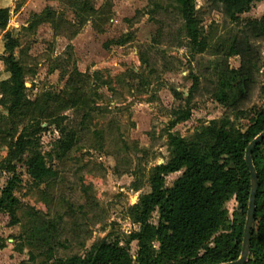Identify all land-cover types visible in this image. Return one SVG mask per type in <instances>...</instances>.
Returning a JSON list of instances; mask_svg holds the SVG:
<instances>
[{
    "label": "rangeland",
    "instance_id": "obj_1",
    "mask_svg": "<svg viewBox=\"0 0 264 264\" xmlns=\"http://www.w3.org/2000/svg\"><path fill=\"white\" fill-rule=\"evenodd\" d=\"M84 3L100 12V20H89L68 41L65 38L80 24L78 14ZM0 8L8 10L7 30L30 61L33 75L28 74L25 82L28 100L42 92H65L74 71L91 77L97 93L90 113L62 114L61 128L78 139L64 160L54 155L59 139L54 124L43 123L44 130L35 137V151L55 178L32 181L27 173L30 153L8 162L9 146L23 123L5 145L0 142V191L8 180L20 181L13 191L17 206L0 214V264H57L82 257L102 242L127 247L134 260L137 243L128 240L139 226L132 222L129 210L150 193L153 169L170 160L169 133L192 140L226 114L213 97L217 76L226 65L238 69V57L225 59L227 48L234 39L250 37L249 24L264 17V0L233 17L214 0H194V17L207 44L201 54L188 48L180 18L165 0H0ZM45 9L69 25L60 30L61 37L54 36L48 24L34 33L27 31ZM2 45L0 32V75L8 77L1 61ZM250 45L258 55V70L241 108L243 116L230 115L236 133H245L264 109V38L251 40ZM176 110H189L190 119L170 128ZM0 113L6 115L1 108ZM11 167L14 170L7 169ZM181 173L167 175L164 188H171ZM224 210L225 227L213 239L229 233L234 221L242 223L244 230L246 217H239L234 198ZM157 219L155 211L149 224L155 226ZM40 223L50 236H31ZM152 246L157 251L158 244ZM49 248L53 249L50 255Z\"/></svg>",
    "mask_w": 264,
    "mask_h": 264
},
{
    "label": "trees",
    "instance_id": "obj_2",
    "mask_svg": "<svg viewBox=\"0 0 264 264\" xmlns=\"http://www.w3.org/2000/svg\"><path fill=\"white\" fill-rule=\"evenodd\" d=\"M177 13L181 22L184 39L188 48L201 54L207 48L206 39L194 17V0H165ZM261 0H214L224 6L228 17L249 11ZM80 24L70 32L71 41L89 20H100V12L84 3L78 14ZM9 13L0 8V32L3 33L4 64L7 78L0 76V142L5 145L15 135L17 126L24 124L16 140L10 144L9 163L12 159L31 154L27 161V173L34 182H43L56 177V173L46 166L44 157L35 151L36 135L42 132L43 123L54 124L59 139L54 146L55 158L64 160L77 145V137L61 128L64 112L90 113L96 96V88L91 77L74 71L67 82V90L60 94L42 92L34 100H28L25 82L29 60L18 41L7 30ZM42 24L51 26L54 36L67 23L60 20L51 9L34 17L27 31L34 33ZM69 26V25H67ZM73 27V25H70ZM249 38L234 39L227 48L225 59L238 57V69L229 70L227 65L218 73V83L214 89L215 101L226 114L219 122L212 121L202 128L195 138L185 140L177 133H169L167 147L170 155L168 163L156 166L149 179L150 193L129 210L132 222L139 226L137 233L131 234L128 244L137 243V255L133 260L127 247L118 243L104 242L93 245L82 257H71L57 261V264H227L239 259L241 253L243 224L234 221L229 233L218 238L226 224L225 205L236 201L241 219L246 217L251 192V179L245 164V150L264 131V109L258 113L254 123L245 133H236L230 115L234 119L243 116L242 106L254 85L258 70V55L251 47V40L264 38V17L249 24ZM251 39V40H250ZM19 49L18 55L14 51ZM146 63V62H144ZM175 98L179 94L172 91ZM170 128L187 122L189 110L171 113ZM9 125L11 128L9 129ZM12 131V132H11ZM251 162L257 177L254 221L251 230L249 253L245 264H264V139L253 148ZM14 170L13 167L7 168ZM182 172L169 189L164 188L167 175ZM20 181L8 180L0 191V214L10 213L17 206L13 191ZM157 211L155 226L149 224L150 216ZM32 237L50 236V230L40 223L31 230ZM43 238V239H44ZM213 239V240H212ZM44 241V240H42ZM153 243L158 244L157 251ZM53 249H48V254Z\"/></svg>",
    "mask_w": 264,
    "mask_h": 264
},
{
    "label": "water",
    "instance_id": "obj_3",
    "mask_svg": "<svg viewBox=\"0 0 264 264\" xmlns=\"http://www.w3.org/2000/svg\"><path fill=\"white\" fill-rule=\"evenodd\" d=\"M264 139V131L260 133L246 148L245 150V164L249 170L250 179H251V192L248 201V208L246 214V221L243 230V237H242V245H241V253L240 257L235 262H230L227 264H245L248 253H249V245H250V235L252 230V225L254 221V210H255V194L257 191V177L251 162L250 154L253 148L257 144H259Z\"/></svg>",
    "mask_w": 264,
    "mask_h": 264
},
{
    "label": "crops",
    "instance_id": "obj_4",
    "mask_svg": "<svg viewBox=\"0 0 264 264\" xmlns=\"http://www.w3.org/2000/svg\"><path fill=\"white\" fill-rule=\"evenodd\" d=\"M43 25H44V24H43ZM41 26H42V25H41ZM2 48H3V45H2ZM0 76H1L2 78H4V77L7 78V76H4V75H0ZM5 78H4V79H5Z\"/></svg>",
    "mask_w": 264,
    "mask_h": 264
}]
</instances>
